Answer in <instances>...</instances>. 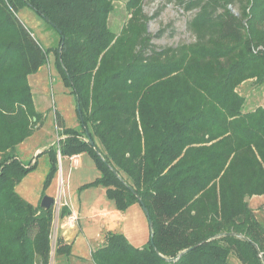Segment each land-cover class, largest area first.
<instances>
[{
    "label": "trees",
    "instance_id": "obj_1",
    "mask_svg": "<svg viewBox=\"0 0 264 264\" xmlns=\"http://www.w3.org/2000/svg\"><path fill=\"white\" fill-rule=\"evenodd\" d=\"M120 1L0 0V264H51L54 208L16 192L36 166L17 147L43 126L29 77L50 53L18 18L26 7L59 36L56 67L84 127L65 128L57 115L65 138L41 155L45 188L58 153H88L101 175L83 188H105L120 212L141 201L153 226V245L142 248L108 233L91 262L231 264L233 255L264 264V220L250 204L264 197V107L245 111L239 93L248 81L264 84V0H176L194 13L195 41L162 49L148 32L146 0H126L128 21L119 34L110 29ZM71 216L61 209V220ZM58 238L56 254L70 257Z\"/></svg>",
    "mask_w": 264,
    "mask_h": 264
},
{
    "label": "rangeland",
    "instance_id": "obj_2",
    "mask_svg": "<svg viewBox=\"0 0 264 264\" xmlns=\"http://www.w3.org/2000/svg\"><path fill=\"white\" fill-rule=\"evenodd\" d=\"M125 2L126 0H121L116 3L109 18V27L116 34L120 33L129 19ZM144 13L150 18L148 32L153 37L152 44L157 49L177 47L195 41L187 28L194 13L185 12L176 0H146ZM18 18L30 29L36 41L50 53L45 65L29 77L32 96L43 120V126L17 147L20 160L26 165L36 164V166L16 186V192L34 207H41L44 197L55 199L62 188L66 201L75 211L71 218H76L72 224L69 221L70 217L61 220L56 212L57 208L53 207L54 219L50 238L51 264H79L75 261L78 259L77 256L87 259L92 249L103 244L105 232L112 230L116 221L120 222V219L110 213V207L115 209V204L107 197L105 188H83L85 184L94 182L101 175L88 153H83L77 160L72 161L69 158L62 160L58 158V172L45 188L49 162L47 155H41L54 145L58 147L65 138L57 127V115L60 116L65 128L81 130L84 127L81 124L76 95L72 88L66 86L63 76L56 67L60 48L59 36L29 7L21 10ZM239 93L246 100L245 111L264 107V84L248 81L239 88ZM61 177L64 179L62 186L60 185ZM250 204L259 219L264 220V210H260L264 205V197H255ZM131 224L139 225V221H132ZM64 225L67 226L64 227ZM147 225L150 231L149 224ZM65 230L69 231V245L71 256L73 255L72 258L68 257L72 260L70 263L65 257L56 254L58 237L62 236ZM230 262L241 264L233 255Z\"/></svg>",
    "mask_w": 264,
    "mask_h": 264
},
{
    "label": "crops",
    "instance_id": "obj_3",
    "mask_svg": "<svg viewBox=\"0 0 264 264\" xmlns=\"http://www.w3.org/2000/svg\"><path fill=\"white\" fill-rule=\"evenodd\" d=\"M74 158L78 159V156H75ZM70 209H71L72 214L75 213L73 207H70ZM110 213L112 215L117 216L118 217L117 219H120V222L116 221L115 226L111 228L112 230L105 232L104 238L106 237L108 233H111V232L121 233L128 239L130 244H132L136 248H142L144 245L148 243L151 237V230L150 228H149L150 231H148L147 229L148 228L147 224H149V221H148L145 211L143 210L140 204H135L132 207H130L126 212H121V213L120 211L116 209V206H115V209L114 207L111 206ZM122 214H125V215H122ZM132 221L134 222L139 221V225L131 224ZM65 226L67 225H64V227ZM62 234H63L62 237L64 239V243L69 245V242H70V238L68 237L69 231L65 230L62 232ZM90 256H91V252L87 259L80 258V256H77L78 259L75 261L78 262L79 264H93L91 262ZM72 257L73 255L69 258H72ZM69 258L65 257V259L69 260V263H70L72 260Z\"/></svg>",
    "mask_w": 264,
    "mask_h": 264
},
{
    "label": "built area",
    "instance_id": "obj_4",
    "mask_svg": "<svg viewBox=\"0 0 264 264\" xmlns=\"http://www.w3.org/2000/svg\"><path fill=\"white\" fill-rule=\"evenodd\" d=\"M58 158L59 160H62L63 158L61 157L60 153H58ZM70 160H77L75 159L74 157L70 158ZM63 178L61 177L60 178V185L62 186L63 185ZM53 207H56L57 208V213L58 215H60V212H61V209L64 208V207H69L70 208V205L69 203L66 201V198H65V194H64V191L62 190V188L58 191V195L57 197L55 198V203H54V206ZM76 218V217H75ZM75 218H71L69 219L70 221V224H72L74 221H75Z\"/></svg>",
    "mask_w": 264,
    "mask_h": 264
},
{
    "label": "water",
    "instance_id": "obj_5",
    "mask_svg": "<svg viewBox=\"0 0 264 264\" xmlns=\"http://www.w3.org/2000/svg\"><path fill=\"white\" fill-rule=\"evenodd\" d=\"M78 112L80 113V116H81V110L80 109H78ZM250 199L249 198H246V201H249ZM54 203H55V199L54 198H51V197H44V199H43V202H42V204H41V208L42 209H50L52 206H54ZM140 205L142 206V208L144 209V211H145V213H146V216H147V218H148V221H149V226H150V230L152 231V229H153V226H152V223H151V220H150V218H149V214H148V212H147V210L144 208V206H143V204H142V202L140 201ZM150 241H151V243H152V245H153V238H152V235H151V238H150ZM257 249H258V247L256 246V245H254ZM182 254H184V253H182ZM260 257L262 258V260H263V256L260 254ZM178 258H175V259H170L169 261H176ZM263 263H264V260H263Z\"/></svg>",
    "mask_w": 264,
    "mask_h": 264
}]
</instances>
